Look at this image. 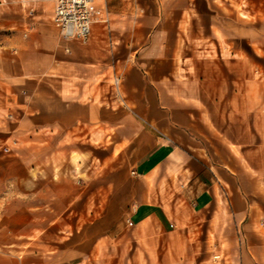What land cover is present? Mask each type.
<instances>
[{
  "label": "crops",
  "instance_id": "1",
  "mask_svg": "<svg viewBox=\"0 0 264 264\" xmlns=\"http://www.w3.org/2000/svg\"><path fill=\"white\" fill-rule=\"evenodd\" d=\"M234 1L94 0L85 42L52 0L0 16V264H264V94L218 42Z\"/></svg>",
  "mask_w": 264,
  "mask_h": 264
},
{
  "label": "rangeland",
  "instance_id": "2",
  "mask_svg": "<svg viewBox=\"0 0 264 264\" xmlns=\"http://www.w3.org/2000/svg\"><path fill=\"white\" fill-rule=\"evenodd\" d=\"M18 0H0V16L7 15L9 12L17 13L21 9ZM223 17L238 18L240 27L239 39L218 40L222 47L239 46L246 49V54H241V62L246 65L245 70L252 71L253 79L256 81V90L264 94V0H236L233 6H222L220 8ZM233 41V42H232ZM255 48L256 51H248L247 48ZM216 58V56H214ZM13 143H0V158L13 154L11 147ZM8 148V151H5ZM64 175L72 178V167L65 166ZM54 171V170H53ZM47 173L44 168L37 167L32 170V175ZM59 173V171H58ZM103 204V200H97ZM1 210L3 205H0ZM1 218V214H0Z\"/></svg>",
  "mask_w": 264,
  "mask_h": 264
},
{
  "label": "built area",
  "instance_id": "3",
  "mask_svg": "<svg viewBox=\"0 0 264 264\" xmlns=\"http://www.w3.org/2000/svg\"><path fill=\"white\" fill-rule=\"evenodd\" d=\"M54 10L51 21L62 41L77 39L85 42L90 33V10L94 0H52ZM66 51L68 49L66 48ZM5 148V151H8ZM131 224V222H128ZM218 257V256H215Z\"/></svg>",
  "mask_w": 264,
  "mask_h": 264
}]
</instances>
